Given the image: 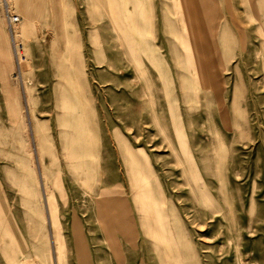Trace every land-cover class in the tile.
I'll list each match as a JSON object with an SVG mask.
<instances>
[{"label":"rangeland","instance_id":"rangeland-1","mask_svg":"<svg viewBox=\"0 0 264 264\" xmlns=\"http://www.w3.org/2000/svg\"><path fill=\"white\" fill-rule=\"evenodd\" d=\"M14 1L0 0V264H163L128 153L159 182L176 252L175 212L168 264H264V0ZM76 89L92 139L71 129ZM116 187L123 232L97 219Z\"/></svg>","mask_w":264,"mask_h":264},{"label":"bare ground","instance_id":"bare-ground-1","mask_svg":"<svg viewBox=\"0 0 264 264\" xmlns=\"http://www.w3.org/2000/svg\"><path fill=\"white\" fill-rule=\"evenodd\" d=\"M189 1V0H188ZM187 3V0L185 1ZM189 14H190V11H189ZM192 17V16H191ZM19 33V32H18ZM21 65V64H20ZM19 65V66H20ZM23 65V64H22ZM20 69V68H19ZM81 96L83 97L82 95V90H74L72 92V97H71V103H72V106H73V109L75 111H77V118H76V121H75V125L72 124V127L71 129L74 131L75 134L77 135H80V136H88L90 137L91 139L94 137L93 136V129H91V126L93 125V123H91L89 121V118H88V112L86 111V108H85V101L84 99L81 98ZM68 103V99H64L62 101V103ZM36 141H37V138H36ZM79 149V152L83 154L84 157H87V155H90V156H94V153L91 146H90V143L89 141L88 142H84L83 143V146ZM127 156L129 157L128 161H127V165L132 167L134 172L136 173V176L135 177V181H141L143 183H141V188L137 191V193H141L143 194L144 193V196L145 198H147L146 200H152V205L149 204L150 206V209H149V212L148 214H150L149 216H151V225L152 227H156L155 224H157L158 226L160 225V227L164 224L165 225V222H160L158 216L159 215H162L158 210H157V199H156V194L160 197L163 196L162 192L159 190L160 188H158L157 186H153L151 185L150 183H147V182H150V176H152V179L154 182L157 183L155 177H153V175H150V172L147 171V169H145V166H148L145 162H144V159L142 158L141 161L133 154L131 153H128ZM41 157V155H40ZM100 157V156H99ZM96 162H97V159L92 158L90 161H84L83 162V166L88 169L90 172H89V177L91 176H95V171H94V167L96 166ZM100 162V161H99ZM145 166H144V165ZM42 177V181L40 183V186H41V189H42V196H40V202L42 204H44V206L46 207L47 209V217H48V222L50 223V225L52 226H55L56 225V220H55V202L53 201V198H52V191H51V179L47 176V174L45 172L42 173L41 175ZM158 180V179H157ZM96 190V189H95ZM97 193V192H96ZM104 195L105 192H103L101 194V197L100 199H104ZM95 196V195H94ZM97 196V195H96ZM143 196V197H144ZM120 197V196H119ZM163 198V197H162ZM98 200L97 202V208L99 210L100 208V205H101V200ZM105 200V199H104ZM107 200V199H106ZM120 200V199H119ZM109 201V200H107ZM105 201V202H107ZM115 201V200H114ZM121 201V200H120ZM120 203V202H119ZM113 204V203H112ZM121 204V203H120ZM123 207V206H122ZM113 208V207H112ZM118 208V207H117ZM103 209V208H102ZM112 210V209H111ZM115 210V209H114ZM104 211V210H103ZM119 211V210H118ZM117 212V211H116ZM128 212V211H127ZM126 213V212H124ZM125 215V214H124ZM126 216V215H125ZM164 216V215H163ZM119 217V216H118ZM117 217V218H118ZM165 217V216H164ZM115 218V217H113ZM158 219V220H157ZM120 220V219H119ZM123 220V219H122ZM159 221V222H158ZM109 223V222H108ZM121 223V222H120ZM123 223V222H122ZM128 223V222H127ZM111 224V223H110ZM124 225V223H123ZM118 226V225H117ZM113 228V226H111ZM159 227V228H160ZM109 228V226H108ZM116 228V227H115ZM118 228V227H117ZM125 229V228H124ZM121 232V231H120ZM55 238L56 240L59 239V235L58 233L55 234ZM57 251H58V257H57V260H58V263L61 262L62 258H63V252L60 248H57Z\"/></svg>","mask_w":264,"mask_h":264},{"label":"crops","instance_id":"crops-1","mask_svg":"<svg viewBox=\"0 0 264 264\" xmlns=\"http://www.w3.org/2000/svg\"><path fill=\"white\" fill-rule=\"evenodd\" d=\"M190 2V0H189ZM15 6H17V0L14 1L13 3ZM191 6V5H189ZM189 16H192L191 15V11H190V14ZM129 183V181H128ZM136 183H138V189L137 191L141 188V181H136ZM147 183H150V182H147ZM157 183H159L157 181ZM121 188L120 187H116V188H108L106 189L104 192L106 195L103 194L104 196V199H101V205H100V208L98 210L97 208V219L99 220V223L101 224V226L103 227V229L105 231H107L109 228H112L111 226H113L114 229H118L119 231L123 232L127 229V227L129 226V214L127 212V208H126V202L129 200L126 196V193H122L120 192ZM137 191L135 193H130L131 194V197L132 199H134L135 201L139 202V197H138V193ZM163 194V193H162ZM120 196V197H119ZM109 201H107V200ZM121 201H120V200ZM115 200V201H114ZM107 201V202H105ZM121 204H120V203ZM113 203V204H112ZM170 204V203H169ZM123 206V207H122ZM171 206V204H170ZM113 207V208H112ZM118 207V208H117ZM103 208V209H102ZM157 208V207H156ZM112 209V210H111ZM115 209V210H114ZM104 210V211H103ZM119 210V211H118ZM158 210V209H157ZM117 211V212H116ZM126 212V213H124ZM171 213H172V225L174 227L175 230V240L177 242V245H178V250L179 251H176L175 252V249L172 245V241L167 239L166 238V234L169 232V228L168 227V224L165 223V225L159 230V231H156L158 232V235H159V240L160 242L164 243V248H165V258L164 260L162 261L163 264H168V263H172L171 261V258H169L168 256H171L173 255L174 257H178V259L181 257L182 258V252H181V246H182V243H181V229L178 227L176 228L175 227V215H173L175 212L173 211L172 209V206H171ZM126 216H125V215ZM107 216L108 220H104V217ZM119 216V217H118ZM115 217V218H113ZM118 217V218H117ZM120 219V220H119ZM123 219V220H122ZM109 222V223H108ZM121 222V223H120ZM124 225H123V223ZM128 222V223H127ZM111 223V224H110ZM118 225V226H117ZM109 226V228H108ZM116 227V228H115ZM118 227V228H117ZM125 228V229H124ZM153 230V229H152ZM168 258V259H167ZM175 264V263H174Z\"/></svg>","mask_w":264,"mask_h":264},{"label":"built area","instance_id":"built-area-1","mask_svg":"<svg viewBox=\"0 0 264 264\" xmlns=\"http://www.w3.org/2000/svg\"><path fill=\"white\" fill-rule=\"evenodd\" d=\"M4 17L7 23V26L10 30H12L13 26L19 23V17L10 12L9 8L6 6L4 10Z\"/></svg>","mask_w":264,"mask_h":264}]
</instances>
